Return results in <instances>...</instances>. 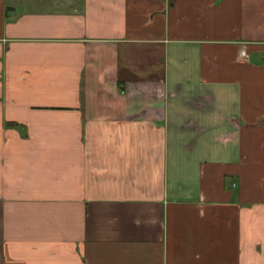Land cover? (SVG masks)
Here are the masks:
<instances>
[{
    "label": "crops",
    "instance_id": "obj_1",
    "mask_svg": "<svg viewBox=\"0 0 264 264\" xmlns=\"http://www.w3.org/2000/svg\"><path fill=\"white\" fill-rule=\"evenodd\" d=\"M0 264H264V0H0Z\"/></svg>",
    "mask_w": 264,
    "mask_h": 264
}]
</instances>
